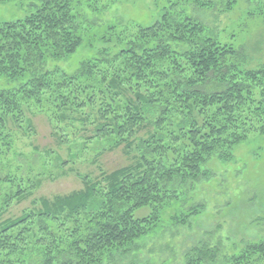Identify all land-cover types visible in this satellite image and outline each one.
Returning <instances> with one entry per match:
<instances>
[{
    "label": "trees",
    "instance_id": "trees-1",
    "mask_svg": "<svg viewBox=\"0 0 264 264\" xmlns=\"http://www.w3.org/2000/svg\"><path fill=\"white\" fill-rule=\"evenodd\" d=\"M37 1L24 19L0 23V79L17 83L0 90V163L13 153L10 128L25 130L23 106L31 102L46 103L54 136L63 140L65 129L81 127L109 151L121 148L130 164L98 177L78 173L81 190L37 198L20 217L4 221L37 187L30 179L0 176L9 190L0 201V264H23L17 255L29 264H104L119 250L129 255L185 187L206 176L202 167L209 159L231 157L235 146L264 136V64L242 68V51L177 14L174 5L168 8L167 0L151 26L132 24L122 34L111 28L106 43L115 46L74 73L51 70L50 62L82 47L88 19L76 12L80 0ZM228 1V10L239 3ZM99 2L87 0L93 8ZM146 207L152 209L148 217L134 216ZM29 242L35 249L26 253ZM195 252L187 264H215L207 252ZM235 261L264 264V241Z\"/></svg>",
    "mask_w": 264,
    "mask_h": 264
},
{
    "label": "rangeland",
    "instance_id": "rangeland-1",
    "mask_svg": "<svg viewBox=\"0 0 264 264\" xmlns=\"http://www.w3.org/2000/svg\"><path fill=\"white\" fill-rule=\"evenodd\" d=\"M80 1L83 5L76 12H85L88 19L82 27L83 45L73 56L50 62L51 70L74 73L86 59L115 46V42L106 43L113 34L111 28L122 34L132 24L151 26L160 17V8L167 6V0H100L93 8L88 6L91 2ZM192 1L169 0L168 8L174 5L177 14L202 23L219 42L242 51V68L256 70L264 64V0H239L233 10H228V0H203L214 5L207 8ZM36 3L37 0H14L0 4V23L24 19ZM16 85L0 79V90ZM23 111L25 130L8 126L13 132L14 149L0 163V176H15L16 183L19 178L30 179L37 188L31 198L14 204L2 221L20 217L37 198L51 199L81 190L83 183L78 173L98 177L101 172L130 164L121 148L109 151L96 138L89 140L92 134L81 127L65 129L63 140L54 136L46 103H26ZM28 122L31 130L26 128ZM202 169L206 176L185 187L180 200L164 209L160 221L130 248L129 255L119 250L104 264H187L188 257L198 249L210 255L209 262L236 264L234 260L249 246L264 241V136H251L235 146L231 157H212ZM8 192L0 186V201ZM151 213L152 209L146 207L135 211L134 216L143 218ZM34 249L35 243L29 242L26 253ZM17 257L29 264L26 255Z\"/></svg>",
    "mask_w": 264,
    "mask_h": 264
}]
</instances>
